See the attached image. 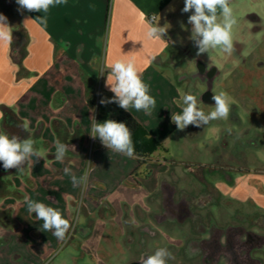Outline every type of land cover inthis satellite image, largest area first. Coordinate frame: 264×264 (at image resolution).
<instances>
[{
	"label": "crops",
	"instance_id": "crops-1",
	"mask_svg": "<svg viewBox=\"0 0 264 264\" xmlns=\"http://www.w3.org/2000/svg\"><path fill=\"white\" fill-rule=\"evenodd\" d=\"M251 1L264 0H229L236 18L244 17L240 27L234 29L235 38L253 33L252 21L258 18L248 14ZM183 7L184 0H67L66 4L50 8L46 26L36 19L43 13L22 14L20 23L28 44L20 67L10 59L9 44L0 42V131L17 136L21 126L24 138L31 137L35 146L46 149L48 154L46 161L40 158L36 162L33 157L23 173L2 177L19 197L0 198V264H44L45 260H53L51 256L64 243L52 231L44 232L43 221L27 211L25 196L59 210L70 223L76 203L81 201L80 215L87 222L89 213L96 212L101 204L107 207L105 199L143 166L150 173L136 184L140 204L134 205V220L138 222L148 224L146 217L151 219V214L156 213L162 183L175 180L178 191L189 195L211 191L224 203L252 206L248 214L264 218L261 172L241 167L232 170L237 173L233 175L227 163L205 180L188 170L178 171L174 164L159 158L139 161L109 151L99 138L89 145L94 108L90 109L86 100L97 96L94 86L99 87L100 100L113 97L105 87L107 72L101 76L100 69L116 59L135 63L156 100L151 115L134 108L127 112L157 142L176 129L171 115L180 113L181 108L174 101L180 99L181 91L188 92V86L183 90L187 83L182 75L187 67L179 54L182 47L193 43L188 24L191 12L183 13ZM148 22L167 27L162 41L145 38ZM116 106L119 107L116 103L102 105L105 113ZM25 121L27 130L23 128ZM57 139L68 145L62 162L55 160ZM65 168L77 180L87 172V184L74 183Z\"/></svg>",
	"mask_w": 264,
	"mask_h": 264
},
{
	"label": "rangeland",
	"instance_id": "rangeland-1",
	"mask_svg": "<svg viewBox=\"0 0 264 264\" xmlns=\"http://www.w3.org/2000/svg\"><path fill=\"white\" fill-rule=\"evenodd\" d=\"M248 8V14L258 18L252 21L253 33L244 38H234V52L227 61L219 50L210 53L211 60L207 53L197 56L194 42L182 47L179 54L184 67H187L182 74L187 83L183 90L188 86V91L194 93L198 101L207 87H210L212 95L225 92L231 105L229 117L210 121L202 127L189 125L183 131L176 128L158 142L160 147L151 158L174 164L178 171L188 170L205 180L227 163L231 165V171L242 167L243 170L258 171L264 175V1H251ZM243 18L238 19L240 24ZM199 64L206 72L215 71L214 76L200 75ZM98 90L99 87L94 86L97 96L93 120L100 100ZM199 106L206 113L214 110V103L202 102ZM63 136L65 134L60 137ZM92 143L93 138L89 140V145L92 146ZM149 171L141 167L136 175L105 199L107 207L101 204L96 212L89 213L90 220L87 222L80 215L82 203L77 202L67 238L51 256L53 260H45L44 264H127L138 258L142 249L140 241L144 243L145 250L151 252L169 243L183 247L185 238L193 235L188 224L160 226L149 217H146L148 224L134 220L137 211L134 205L140 204V191L136 189V184ZM235 173L232 171L233 175ZM217 204L221 224L231 221V225L250 227L248 222L241 223L238 215L250 218L249 215H254L248 214L252 206L247 204L242 208L222 200H218ZM154 208L158 212V206ZM151 210L149 206L148 211ZM142 226L149 227L156 235L152 237L142 231L139 228ZM179 249L176 248L173 253H178Z\"/></svg>",
	"mask_w": 264,
	"mask_h": 264
},
{
	"label": "clouds",
	"instance_id": "clouds-1",
	"mask_svg": "<svg viewBox=\"0 0 264 264\" xmlns=\"http://www.w3.org/2000/svg\"><path fill=\"white\" fill-rule=\"evenodd\" d=\"M17 11L23 14L27 12H39L44 15L36 19L41 25H47V13L50 8L66 4L67 0H15ZM183 13L191 12L188 16V24L191 25L190 39L198 49L196 55L207 53L210 60V53L219 50L223 59L227 61L234 52V29L240 27V21L233 14L229 0H184ZM219 13V14H218ZM156 18L153 17L154 21ZM29 19H26V21ZM167 32V27H160L157 24L148 22L145 25L144 36L150 41H162ZM12 27L8 24L7 17L0 14V42L10 44L12 41ZM105 87L114 95L111 99L102 98L100 103H116L120 108L128 111L134 108L136 111H143L151 115L152 109L156 106V100L149 94V86L141 78L140 70L132 60L116 59L115 61L101 67L100 75L105 73ZM214 110L206 113L199 105L197 96L190 90L181 91L180 99L174 101L180 108V113H173L171 121L176 125L177 130L183 131L189 125L202 127L213 120H226L231 111L228 95L221 91L213 94ZM2 115V114H0ZM28 129V122L23 124ZM90 136L93 139L99 138L102 145L109 151L126 155L129 158L135 156V146L132 140L131 129L124 122H117L112 119L98 123L93 120ZM150 138V137H149ZM36 141L29 138L21 139L16 135H9L0 131V162L5 170L17 169L18 173L24 171V167L33 157L36 162L40 158L47 160V150L37 148ZM55 160L62 162L68 152V145L59 139L55 142ZM92 166V162L88 161ZM66 174L71 175L74 183L87 184L88 173L77 180L71 174L70 169H64ZM24 203L30 214H35L37 220L43 221L44 232L52 231L58 240H65L71 228V223L64 218L62 213L44 203L34 201L30 197H24ZM175 257L166 247H159L151 254H144L139 258L140 264H169Z\"/></svg>",
	"mask_w": 264,
	"mask_h": 264
},
{
	"label": "flooded vegetation",
	"instance_id": "flooded-vegetation-1",
	"mask_svg": "<svg viewBox=\"0 0 264 264\" xmlns=\"http://www.w3.org/2000/svg\"><path fill=\"white\" fill-rule=\"evenodd\" d=\"M198 67L200 75L212 77L215 74L213 70L206 72L201 64ZM212 96L210 87H207L200 98L203 103L212 104ZM175 182L176 180L172 183H162L159 210L150 216L160 226L188 224L189 231L193 234L182 240L181 248V245L174 243L165 246L172 253L176 248H180L178 253H173L175 259L170 260L169 264H264L263 217L256 214L249 215L250 218L238 215L241 223L248 222V228L243 225H231V221L221 224L218 197L207 190L189 195L178 191ZM141 230L152 237L156 235L149 227L142 226ZM140 246L142 249L138 258L127 264H140L139 258L142 255L151 254L157 249L147 251L141 241Z\"/></svg>",
	"mask_w": 264,
	"mask_h": 264
},
{
	"label": "trees",
	"instance_id": "trees-1",
	"mask_svg": "<svg viewBox=\"0 0 264 264\" xmlns=\"http://www.w3.org/2000/svg\"><path fill=\"white\" fill-rule=\"evenodd\" d=\"M17 7L18 6L14 0H0V14L7 17L8 24L12 27L13 37L11 43L9 44L10 59L13 64L20 67L22 60L26 55L28 36L20 23L22 14L17 11ZM86 104L90 109L95 108V96L88 98L86 100ZM108 119H112L117 122H124L131 129L132 140L135 146L134 157H136L139 161H146L150 159L153 153L160 147V144L137 122V120L130 113L117 106L114 107L112 112L105 113L99 100L95 121L102 123ZM56 124L57 123L55 122L54 126L55 130L58 132L59 129ZM19 130L20 131L17 136L24 138L26 136L25 131L21 126L19 127ZM13 173H18L17 169L5 170L2 166V162H0V198L7 196L15 198L19 197V193L11 189L10 182L2 180L3 176Z\"/></svg>",
	"mask_w": 264,
	"mask_h": 264
}]
</instances>
